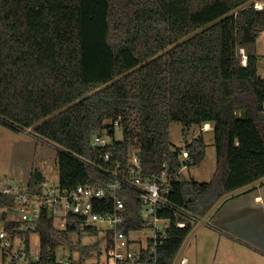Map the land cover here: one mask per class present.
Returning a JSON list of instances; mask_svg holds the SVG:
<instances>
[{
	"label": "trees",
	"instance_id": "obj_1",
	"mask_svg": "<svg viewBox=\"0 0 264 264\" xmlns=\"http://www.w3.org/2000/svg\"><path fill=\"white\" fill-rule=\"evenodd\" d=\"M255 1L0 0V124L16 132L33 128L57 145L60 186L72 188L107 186L117 164L127 173L133 146L144 177L161 173L164 164L173 175L199 164L207 143L202 135L189 141L188 129L212 122L214 176L175 178L170 205L157 212L172 219L158 246L159 264H173L188 233L223 193L264 176V77L256 46L264 5L257 8ZM116 121L123 140L93 148L92 136H114ZM172 121L188 127L184 147H173ZM106 151L109 160L101 157ZM45 183L42 170H33L26 192L40 195ZM120 194L126 228H141L138 190L126 184ZM20 196L0 190L2 226L23 238L28 250L31 233L38 232L47 263L68 233L80 228L57 227L42 207L37 226L23 230L20 214L12 213ZM111 208L108 203L101 210ZM181 220L183 227L176 224Z\"/></svg>",
	"mask_w": 264,
	"mask_h": 264
},
{
	"label": "built area",
	"instance_id": "obj_2",
	"mask_svg": "<svg viewBox=\"0 0 264 264\" xmlns=\"http://www.w3.org/2000/svg\"><path fill=\"white\" fill-rule=\"evenodd\" d=\"M255 6L262 8L263 4L256 2ZM118 125L119 121H116L115 126ZM105 134L111 135L109 133L94 134L91 146L101 148L112 145L115 139L110 142ZM101 157L109 160L111 152L106 151ZM188 157L189 152L184 149L182 159L185 160ZM167 169V165L164 164L161 173L144 177L140 150L133 146L129 151L127 173L122 172L120 164H117L112 171L114 180L107 186L79 184L72 188H62L60 185L54 188L46 186L45 183V190L40 195L32 198L26 191L20 194L21 202L18 208L23 221L22 229H34L38 224L41 208L47 207L54 218L55 225L59 228H66L68 224H76L79 228L94 222L107 224L106 258L103 264H159L158 246L165 238L166 228L172 219L160 217L157 212L160 208L170 205L167 194L170 192L174 179L178 178L180 170L173 175L168 173ZM126 184L138 190L139 198L144 204L145 222L139 229L126 228V198L120 194ZM2 191L11 193L9 188ZM34 201L38 204L33 205ZM108 203L111 204V210H101ZM161 220L166 221V227L158 225ZM176 224L183 227L186 222L181 220ZM145 228L151 231L150 235L141 234V230ZM27 247L23 238H13L2 224L0 225V249L3 252V258L10 260L11 264H17L19 261L23 264H87L85 261L76 263L72 257L57 254L49 262L43 263L40 251L33 253L32 249L28 250Z\"/></svg>",
	"mask_w": 264,
	"mask_h": 264
},
{
	"label": "rangeland",
	"instance_id": "obj_3",
	"mask_svg": "<svg viewBox=\"0 0 264 264\" xmlns=\"http://www.w3.org/2000/svg\"><path fill=\"white\" fill-rule=\"evenodd\" d=\"M256 2L264 5L263 1ZM257 52L259 55L258 69L262 77H264V31L261 32L257 40ZM241 52L245 59V50ZM188 128L180 121H172L170 125L171 141L173 147H184L186 139L183 131ZM190 132L188 139L193 136V129L198 130L199 126L194 124L189 127ZM194 130V131H195ZM205 140L208 144L207 155L199 164L184 166L178 172V179L190 180L197 179L200 181L209 180L211 174L217 167V151L214 141V131L205 132ZM105 137L112 142L113 139L123 140V129L116 126L114 137L105 134ZM58 146L48 141L47 139L37 137L33 128L27 131L16 132L9 129L7 126L0 124V190L9 188L12 193L23 194L27 190L28 183L33 170H42L46 177V186L57 187L60 185L59 170L57 165ZM38 202L34 201L33 205ZM20 212L19 208L12 213L17 215ZM0 219V225L2 224ZM158 225L166 227V221L161 220ZM107 224L103 222H94L90 225H83L80 229L70 231L68 240H65L56 249L58 256H69L76 263L85 261L87 264H103L106 258V232ZM205 224L195 236L191 246L202 235H205L207 230ZM142 235H150L151 231L148 228L141 230ZM206 236V235H205ZM210 241H205V244ZM40 248V236L38 232L31 233V249L35 253ZM186 251L187 253H189ZM262 257V261L259 259ZM242 258V257H241ZM244 264H264V254L256 253L255 255H245ZM242 261V260H241ZM261 261V262H260ZM0 264H11L10 260L3 258V252L0 249ZM17 264H23L17 262Z\"/></svg>",
	"mask_w": 264,
	"mask_h": 264
},
{
	"label": "crops",
	"instance_id": "obj_4",
	"mask_svg": "<svg viewBox=\"0 0 264 264\" xmlns=\"http://www.w3.org/2000/svg\"><path fill=\"white\" fill-rule=\"evenodd\" d=\"M246 61L247 57L244 63ZM198 126V130L193 129L190 139L188 129L189 141L200 135L205 138V132L214 131L212 122ZM206 225V236L196 239L189 249L201 228L191 239L186 249L189 253L186 255L185 251L184 261L180 264H244L245 255L264 254V183L227 198ZM205 241L210 242L205 244Z\"/></svg>",
	"mask_w": 264,
	"mask_h": 264
},
{
	"label": "water",
	"instance_id": "obj_5",
	"mask_svg": "<svg viewBox=\"0 0 264 264\" xmlns=\"http://www.w3.org/2000/svg\"><path fill=\"white\" fill-rule=\"evenodd\" d=\"M260 108V118L264 119V111L262 110L263 104L261 103L259 105ZM264 183V176L255 179L247 184H244L240 187H237L233 190L227 191L223 193L216 201L215 203L210 207V209L197 221L195 226L191 229V231L188 233L186 238L183 241V244L176 255L173 264H180L184 258V253L191 241V239L196 235V233L209 221V219L212 217V215L216 212V210L220 207V205L229 197L234 196L238 193H241L243 191H246L248 189H251L255 186H258L260 184Z\"/></svg>",
	"mask_w": 264,
	"mask_h": 264
},
{
	"label": "bare ground",
	"instance_id": "obj_6",
	"mask_svg": "<svg viewBox=\"0 0 264 264\" xmlns=\"http://www.w3.org/2000/svg\"><path fill=\"white\" fill-rule=\"evenodd\" d=\"M210 125V124H209ZM183 261V260H182ZM182 263V262H181Z\"/></svg>",
	"mask_w": 264,
	"mask_h": 264
}]
</instances>
